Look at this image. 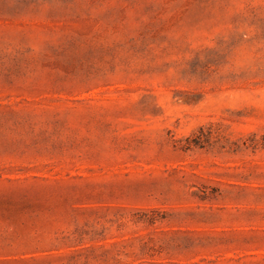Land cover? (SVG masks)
Listing matches in <instances>:
<instances>
[{
  "label": "rangeland",
  "instance_id": "obj_1",
  "mask_svg": "<svg viewBox=\"0 0 264 264\" xmlns=\"http://www.w3.org/2000/svg\"><path fill=\"white\" fill-rule=\"evenodd\" d=\"M0 264H264V0H0Z\"/></svg>",
  "mask_w": 264,
  "mask_h": 264
}]
</instances>
